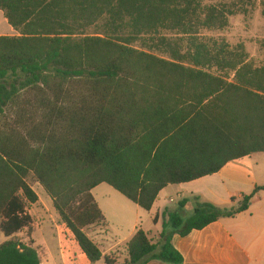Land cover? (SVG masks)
<instances>
[{
  "label": "trees",
  "instance_id": "1",
  "mask_svg": "<svg viewBox=\"0 0 264 264\" xmlns=\"http://www.w3.org/2000/svg\"><path fill=\"white\" fill-rule=\"evenodd\" d=\"M201 1L0 0L20 33L0 37V264H41L34 243L16 237L32 230L28 207L39 201L29 177L97 264L102 252L86 233L105 223L96 187L108 184L150 211L168 186L264 153V60L219 58L204 46L172 50L171 59L153 51L171 47L167 34L228 26L231 11ZM213 64L228 73H213ZM261 191L237 211L197 199L191 217L169 213L172 231L156 244L138 231L128 264H183L174 234L245 212Z\"/></svg>",
  "mask_w": 264,
  "mask_h": 264
},
{
  "label": "crops",
  "instance_id": "2",
  "mask_svg": "<svg viewBox=\"0 0 264 264\" xmlns=\"http://www.w3.org/2000/svg\"><path fill=\"white\" fill-rule=\"evenodd\" d=\"M18 36L20 33L10 25L4 10H0V37ZM253 158H256L254 164L251 163ZM262 186H264V153H258L232 161L216 174L190 183L168 186L161 191L150 211L143 210L131 201L122 200L119 208L115 205L116 212L113 215L117 218L119 226H127L131 230L127 236H122L114 243L103 244L104 248H101L98 242L107 241L100 237L102 233H99L96 226L90 227L92 230L90 233L88 228L86 233L102 252L103 259L100 262L104 261L106 264L105 259L110 258L114 264H122L123 260L124 264H128L127 246L138 231L143 230L156 244L163 232L172 231L167 227L169 213H179L187 219L194 214L197 199L201 203H210L221 209L237 211L244 196L250 195L257 187ZM105 193L110 191L104 184L92 191L105 217L104 224L108 221L112 224L115 222L114 218L109 220L104 210L112 201L103 200L101 204L97 198V195ZM50 204L53 206L52 200ZM34 211L38 218L41 214L43 216L49 214L48 209L36 208ZM28 212L33 219L34 247L40 248L34 237L37 227L35 214L31 209ZM172 245L182 255L183 264H264V191L256 194L247 211L222 218L201 230H192L186 236L176 233L172 236ZM143 264L165 263L148 260Z\"/></svg>",
  "mask_w": 264,
  "mask_h": 264
},
{
  "label": "rangeland",
  "instance_id": "3",
  "mask_svg": "<svg viewBox=\"0 0 264 264\" xmlns=\"http://www.w3.org/2000/svg\"><path fill=\"white\" fill-rule=\"evenodd\" d=\"M201 3L203 5H218V7H224L227 11H231L227 12L228 26L223 30H202L190 36L176 33L163 34L169 39L171 47L161 44V49L156 47L157 50H154L153 47L155 46H152L153 51L161 57L171 59L172 50L179 51L182 55L194 54L197 48L204 46L213 56L223 58L231 56V54L243 55L257 66L261 65L264 60L262 45L264 41V0H203ZM213 65V67L208 68L213 73L223 76L228 73L222 70V67ZM251 163H256V158H253ZM28 182L39 197L36 204L29 205V210H33V214H35L36 208L48 209L49 212L45 216L41 214L39 218L35 214L37 227L34 231V237L41 246L37 248L41 264H90L71 232L58 218V213L50 204L51 198L46 194L43 187L32 177L28 178ZM104 186L109 189L110 193L97 195V198L101 204H103V200L112 201L111 205L108 208L105 207L104 210L108 214L109 220L114 218L115 222L111 224L108 221L106 224L96 226L99 233H102L100 237L107 241L98 242L101 244V248H104L103 244L114 243L122 236H127L131 230L127 226H119L117 218L113 215L116 212L115 205H118L119 208L122 200H129L108 184H104ZM89 229L90 233L92 230ZM32 235L33 227L32 230H23L16 237L26 244H35ZM5 241L6 238L0 231V245ZM98 264H104V261ZM122 264H124V260Z\"/></svg>",
  "mask_w": 264,
  "mask_h": 264
}]
</instances>
